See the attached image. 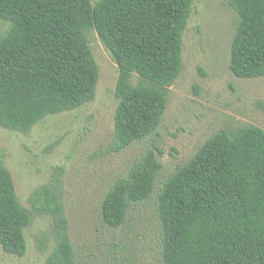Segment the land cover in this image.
I'll list each match as a JSON object with an SVG mask.
<instances>
[{
  "label": "trees",
  "instance_id": "obj_1",
  "mask_svg": "<svg viewBox=\"0 0 264 264\" xmlns=\"http://www.w3.org/2000/svg\"><path fill=\"white\" fill-rule=\"evenodd\" d=\"M194 0H0V128L28 134L50 116L96 99V32L119 68L112 150L121 152L159 129L169 88L183 68V42ZM239 16L231 69L264 78V0H230ZM136 81V82H135ZM163 166L149 150L107 193L101 219L126 225L156 193L162 264H264V129L215 133L156 192ZM31 210L17 197L0 156V245L24 257L33 215L53 219L55 248L44 264H80L61 193L35 190Z\"/></svg>",
  "mask_w": 264,
  "mask_h": 264
},
{
  "label": "rangeland",
  "instance_id": "obj_2",
  "mask_svg": "<svg viewBox=\"0 0 264 264\" xmlns=\"http://www.w3.org/2000/svg\"><path fill=\"white\" fill-rule=\"evenodd\" d=\"M98 1L91 0L93 5ZM238 24L230 0H194L182 72L169 88L162 123L155 134L121 152L112 150L119 68L96 32L89 34L100 69L96 99L46 118L28 134L0 128V156L20 204L31 210L32 193L56 184L80 264H162L156 193L136 206L119 229L106 227L101 219L113 184L149 150L156 151L163 166L158 192L218 131L264 129V78H238L230 66ZM26 238L28 250L21 258L0 245V264H44L55 248L52 217L34 214Z\"/></svg>",
  "mask_w": 264,
  "mask_h": 264
}]
</instances>
